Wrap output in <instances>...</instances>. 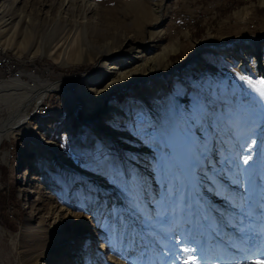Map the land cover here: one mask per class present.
Segmentation results:
<instances>
[{"label":"rangeland","instance_id":"1","mask_svg":"<svg viewBox=\"0 0 264 264\" xmlns=\"http://www.w3.org/2000/svg\"><path fill=\"white\" fill-rule=\"evenodd\" d=\"M249 40L264 64V0H0V54L28 65L0 84L60 89L19 125L0 93V128L16 125L0 144V264H64L40 257L52 237L78 264H264V75ZM136 51L150 73L118 89ZM179 162L197 170L182 178ZM76 223L93 247L67 244Z\"/></svg>","mask_w":264,"mask_h":264},{"label":"bare ground","instance_id":"2","mask_svg":"<svg viewBox=\"0 0 264 264\" xmlns=\"http://www.w3.org/2000/svg\"><path fill=\"white\" fill-rule=\"evenodd\" d=\"M66 1H68V0H66ZM89 7L91 8L90 5H89ZM156 12L158 13V10ZM141 14H143V13H141ZM254 40H256V38H254ZM248 44L249 45L247 47V50L254 57V59L256 61V66H257L256 69L259 71V73L264 75V64H261L260 62H258V57L260 55L259 54L260 52H259V47H258L257 43L255 41H253V40H249ZM224 51H226V47L224 48ZM165 52H166V48H163L162 49V53L159 54V57L161 59L165 58V56H166V55H164ZM141 53L142 52H139V51L135 52V54H136L135 55L136 56L135 57V59H136L135 62L138 63V62L142 61V63H141L142 66L139 65L140 67H138L137 63H136V66L133 67V69H132V71H130V73H125L124 72L125 69L123 70V67H121V65L120 66L116 65L117 67H116V72H115L116 74L114 73V75H115L114 76V82H113L114 84L120 86V85H126L128 83L126 86H128V88H129L130 87L129 86L130 85L129 82H131L134 79V77H133V76H135L134 74H136V76H138V77H141V79L143 77L147 76L146 71H149V70H147L146 68H147V65H148L149 61H151V60H147V59L143 60V54H141ZM196 53H197V48L195 49V51L193 53V59H195ZM0 55L2 56V54H0ZM3 56H5V55L3 54ZM5 57L10 59V61H12L14 67L17 66V64L15 63L14 60H12L10 57H7V56H5ZM138 59H141V60L139 61ZM138 68L141 69L140 72H139ZM149 73H150V71H149ZM16 75H19V74H16ZM38 84L39 85H37V86H33V87L29 88L27 83H25V82H23L21 80L20 76L19 77L16 76L15 79H12V80L7 81L6 83H1L0 84V93L4 94V97H8L7 95H10L9 96L10 98L12 97L15 100H18L17 108H16V116H17L16 125H19L20 123H23L24 121H26L27 112H28L29 108L33 104H35V103L39 102L40 100H42L48 93H50L54 89H56V90L59 89L58 87L56 88L55 85L49 84V83H46V82L45 83L38 82ZM126 86H124V87H126ZM109 88L110 87L108 85L105 86L104 89L98 93V98L102 99L103 97H105L106 93L109 90ZM19 90H21L22 92L23 91L26 92V95L22 94L23 96H18L17 95L16 97H14L13 95L11 96L12 93H14L15 91H19ZM9 92H11V94ZM5 94H6V96H5ZM116 114L119 115L118 112H116ZM16 125H14L13 127H10V128H0V144L2 143V141L4 139L9 137V135L14 131ZM87 235H88V229L83 228L80 223H76L73 233L67 238V244H69V245L72 244V243L75 244L76 242H78V241H76L77 238L78 239L79 238H84V239L86 238V242H89L90 239L88 241V238H87L88 236ZM64 241L58 239L57 237H52L51 239H47V241H42L41 243H40V241L36 240V242H39L40 246H41L40 247L41 248L40 257L45 259V260H48V261L51 260V261H53L55 263H57L59 261H64V264H78V256L74 255V253H76L77 251H73L72 252L73 254H71V252H68V253L61 254V255L54 254V253L51 252L52 248L54 249L56 246H58L60 243H62ZM90 242H91V246L93 247L94 240L91 239ZM37 245H38V243H37ZM102 247L103 248H101V249L99 247H97L95 252L97 253V252H100L101 250H103L105 245L103 244ZM241 247L244 248V244ZM47 249H49V250L47 251ZM254 255L255 254L252 252L251 255L240 256L239 260L240 261L241 260L245 261V259L248 260V259H250L251 256H254ZM26 260H27V258H26ZM25 264H36V255L33 256V257H29V259L25 262Z\"/></svg>","mask_w":264,"mask_h":264},{"label":"built area","instance_id":"3","mask_svg":"<svg viewBox=\"0 0 264 264\" xmlns=\"http://www.w3.org/2000/svg\"><path fill=\"white\" fill-rule=\"evenodd\" d=\"M20 68L23 70L24 67H14L12 61L10 59L6 58L5 56L0 55V78L2 79H11L13 78L17 73L19 75L24 76V74L21 71H18ZM25 77V76H24Z\"/></svg>","mask_w":264,"mask_h":264},{"label":"crops","instance_id":"4","mask_svg":"<svg viewBox=\"0 0 264 264\" xmlns=\"http://www.w3.org/2000/svg\"><path fill=\"white\" fill-rule=\"evenodd\" d=\"M178 166H179V167H178ZM178 166H177V168L175 169L174 174H178V175H180L182 178H183L182 175H184V174H186V173H194V172L197 170V167H198V166L194 167V165H191L190 168L188 169V168H185V167H184L183 162H179ZM176 185H177V186H176V189H177V191H179L178 184H176ZM179 186H180V184H179ZM180 189H181V187H180ZM236 232H238V231H236ZM236 234H237V233H236Z\"/></svg>","mask_w":264,"mask_h":264},{"label":"snow or ice","instance_id":"5","mask_svg":"<svg viewBox=\"0 0 264 264\" xmlns=\"http://www.w3.org/2000/svg\"><path fill=\"white\" fill-rule=\"evenodd\" d=\"M262 88H264V83H262ZM262 99H264V97H261ZM184 264H194L193 261H191V259H186L184 260Z\"/></svg>","mask_w":264,"mask_h":264},{"label":"water","instance_id":"6","mask_svg":"<svg viewBox=\"0 0 264 264\" xmlns=\"http://www.w3.org/2000/svg\"><path fill=\"white\" fill-rule=\"evenodd\" d=\"M169 1H171V0H169ZM252 39H254L255 37H251ZM257 39V38H256ZM238 41H243V39H237ZM263 76V75H262ZM138 83V82H137ZM125 88H128V86H126V87H120V88H118V89H125ZM115 90H117V89H115Z\"/></svg>","mask_w":264,"mask_h":264},{"label":"trees","instance_id":"7","mask_svg":"<svg viewBox=\"0 0 264 264\" xmlns=\"http://www.w3.org/2000/svg\"><path fill=\"white\" fill-rule=\"evenodd\" d=\"M9 55H10V53H9ZM24 66H25V69H27L28 65L24 64ZM123 95L125 96L126 94L123 93Z\"/></svg>","mask_w":264,"mask_h":264}]
</instances>
